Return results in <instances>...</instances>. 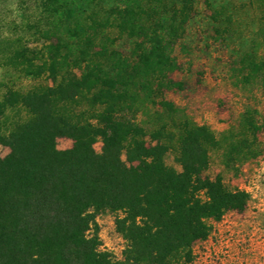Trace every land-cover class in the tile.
Instances as JSON below:
<instances>
[{"label":"trees","instance_id":"1","mask_svg":"<svg viewBox=\"0 0 264 264\" xmlns=\"http://www.w3.org/2000/svg\"><path fill=\"white\" fill-rule=\"evenodd\" d=\"M31 37L0 65V264H202L225 216L243 229L253 197L210 152L264 168V0H39ZM196 74L236 103L218 135L175 100ZM106 212L120 257L86 235Z\"/></svg>","mask_w":264,"mask_h":264},{"label":"rangeland","instance_id":"2","mask_svg":"<svg viewBox=\"0 0 264 264\" xmlns=\"http://www.w3.org/2000/svg\"><path fill=\"white\" fill-rule=\"evenodd\" d=\"M39 0H0V65L12 51L18 42L24 40L33 42L31 33L38 15ZM199 73V72H198ZM206 79H200L193 75L191 91L179 93L175 100L181 105L187 104V111L193 115L199 123H206L214 131L215 135L227 129V123L234 117L236 103L229 96L230 91L224 87L215 89L214 83L205 75ZM200 79V81H197ZM2 69L0 66V83ZM197 83V86H193ZM2 89L0 86V95ZM72 141L69 138H58L56 148L60 151L70 149ZM100 142L94 144V150H100ZM5 147L0 146V159L7 153ZM222 151L210 152L211 162L209 173L211 175L221 173L225 181L248 191L253 197V203L249 211V221L244 222L243 229L239 228V217L227 215L215 226L208 241L197 245L194 256L202 264H264V220L254 217L257 213H264V168L252 174L239 177L227 172L220 165ZM243 182L245 184H243ZM116 213H101L94 216L89 231V238H96L102 250L121 256L125 250L126 241L117 232L115 219ZM251 218V220H250Z\"/></svg>","mask_w":264,"mask_h":264}]
</instances>
